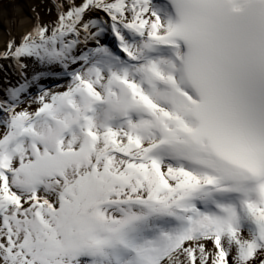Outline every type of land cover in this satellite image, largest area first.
I'll list each match as a JSON object with an SVG mask.
<instances>
[{
	"label": "snow or ice",
	"instance_id": "6c2138e0",
	"mask_svg": "<svg viewBox=\"0 0 264 264\" xmlns=\"http://www.w3.org/2000/svg\"><path fill=\"white\" fill-rule=\"evenodd\" d=\"M0 48V264H264V0H47Z\"/></svg>",
	"mask_w": 264,
	"mask_h": 264
},
{
	"label": "bare ground",
	"instance_id": "6f19581e",
	"mask_svg": "<svg viewBox=\"0 0 264 264\" xmlns=\"http://www.w3.org/2000/svg\"><path fill=\"white\" fill-rule=\"evenodd\" d=\"M40 2L41 0H24L22 3L0 8V48H3L6 43L9 32L19 36L21 32L31 27L35 16L32 8L35 7L41 15H44V11L38 8ZM45 2L47 4V0Z\"/></svg>",
	"mask_w": 264,
	"mask_h": 264
},
{
	"label": "rangeland",
	"instance_id": "374dc122",
	"mask_svg": "<svg viewBox=\"0 0 264 264\" xmlns=\"http://www.w3.org/2000/svg\"><path fill=\"white\" fill-rule=\"evenodd\" d=\"M23 1L24 0H0V8H4L6 5H10V4H19V3H22ZM45 1L46 0H41L40 4L38 5L39 10L41 9V10L44 11V9H45V7L47 5ZM3 75H4L3 72L0 71V76H1L0 80H2Z\"/></svg>",
	"mask_w": 264,
	"mask_h": 264
}]
</instances>
